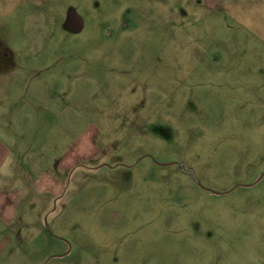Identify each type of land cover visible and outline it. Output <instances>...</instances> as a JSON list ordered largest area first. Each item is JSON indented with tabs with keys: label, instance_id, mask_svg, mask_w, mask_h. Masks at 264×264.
<instances>
[{
	"label": "rangeland",
	"instance_id": "rangeland-1",
	"mask_svg": "<svg viewBox=\"0 0 264 264\" xmlns=\"http://www.w3.org/2000/svg\"><path fill=\"white\" fill-rule=\"evenodd\" d=\"M207 2L0 7L32 79L0 264H264V0Z\"/></svg>",
	"mask_w": 264,
	"mask_h": 264
},
{
	"label": "crops",
	"instance_id": "crops-1",
	"mask_svg": "<svg viewBox=\"0 0 264 264\" xmlns=\"http://www.w3.org/2000/svg\"><path fill=\"white\" fill-rule=\"evenodd\" d=\"M8 1L10 0L4 1L0 7H6ZM207 1L209 0H204V2ZM15 3H17L15 9L23 6L22 3ZM18 26L17 19L4 21V23L0 21V32L6 31V27H8L9 31L12 29V32H10L13 38L10 41L15 43L16 40H21L20 34H18L21 30ZM3 40L0 38V41ZM0 52H2L1 49ZM17 58L21 60V56L18 57L16 51L10 48H8V52L5 55L3 53L0 54V187L4 185L5 179L7 181L12 180L13 182L16 179L14 169L18 164L17 155L20 153V144L18 139L19 134L12 133V129L18 119V117L16 119L15 114L18 115L20 113V107L18 109L15 107V97L17 94L15 92L20 88L23 80H28L29 83L32 81L26 74L22 76L23 70L18 65ZM6 61L8 64H6ZM26 68L30 69V67ZM12 121L13 124L10 125ZM20 198V191L0 188V223L4 224L0 226V231L1 229L6 230L8 228L7 225L17 210ZM9 244L11 242L5 234L2 237V247L0 249L5 250Z\"/></svg>",
	"mask_w": 264,
	"mask_h": 264
},
{
	"label": "water",
	"instance_id": "water-1",
	"mask_svg": "<svg viewBox=\"0 0 264 264\" xmlns=\"http://www.w3.org/2000/svg\"><path fill=\"white\" fill-rule=\"evenodd\" d=\"M169 164V163H168Z\"/></svg>",
	"mask_w": 264,
	"mask_h": 264
}]
</instances>
